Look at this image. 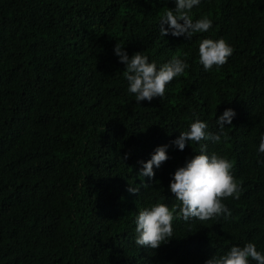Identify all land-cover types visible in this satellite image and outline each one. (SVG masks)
<instances>
[{
    "label": "trees",
    "instance_id": "trees-1",
    "mask_svg": "<svg viewBox=\"0 0 264 264\" xmlns=\"http://www.w3.org/2000/svg\"><path fill=\"white\" fill-rule=\"evenodd\" d=\"M175 0H0V264H206L248 242L264 252V0H201L193 19L213 27L161 36L159 21ZM223 38L228 62L205 71L203 39ZM157 66L178 55L190 65L163 98L137 103L123 76L117 43ZM208 154L227 158L240 198L232 215L173 222L168 243L136 245L138 212L178 203L170 182L199 145L172 142L198 116L216 134ZM195 114V115H194ZM168 145L155 177L141 161ZM128 155L127 160L122 157ZM159 182V183H157ZM141 185L138 194L127 189ZM250 264H256L250 260Z\"/></svg>",
    "mask_w": 264,
    "mask_h": 264
},
{
    "label": "clouds",
    "instance_id": "clouds-1",
    "mask_svg": "<svg viewBox=\"0 0 264 264\" xmlns=\"http://www.w3.org/2000/svg\"><path fill=\"white\" fill-rule=\"evenodd\" d=\"M175 4L174 9L165 8L160 16L161 36L191 39L195 33H206L213 27L212 20L207 16L193 19L192 11L201 4V0H175ZM124 49L118 42L114 52L120 58V63L126 66L123 76L128 83L127 91L135 95L137 103L145 100L150 103L155 98H163L167 85L176 77L184 75L190 67L178 55H173L169 62L158 67L155 61L149 62L146 54L138 52L130 58ZM233 51L223 38H206L199 45V62L205 71H211L214 66L218 69L228 62ZM236 115L231 108L226 109L216 120L219 127L216 134L208 132V124L196 116L189 129L180 132L179 137L172 142L180 151H184L189 142L198 144L199 154H194L183 167H179L171 179L170 192L178 203L169 208L167 204L158 202L139 210L135 220L136 245L150 248L146 250L149 252L160 248L166 241L168 243L172 240L173 222L177 218H182L186 223L192 219L206 222L222 215L225 218L232 215L223 200H238L242 182H238L232 174L233 164L227 158L215 152L209 155L207 145L201 142L219 143L225 135L226 125H231ZM168 147H158L148 162H140L142 168L138 177L142 178L143 186H148L143 183V178H154V167L160 168L169 159ZM258 152L264 154V135L260 137ZM128 158L125 155L122 160ZM127 190L138 194L141 185L133 187L130 184ZM250 260L264 264V252L258 251L253 242L243 247L232 246L225 254L214 255L206 264H250Z\"/></svg>",
    "mask_w": 264,
    "mask_h": 264
}]
</instances>
